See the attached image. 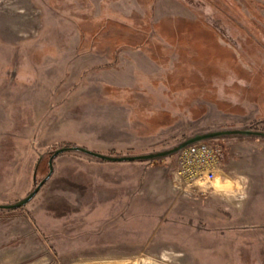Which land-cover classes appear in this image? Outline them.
<instances>
[{
  "label": "rangeland",
  "instance_id": "374dc122",
  "mask_svg": "<svg viewBox=\"0 0 264 264\" xmlns=\"http://www.w3.org/2000/svg\"><path fill=\"white\" fill-rule=\"evenodd\" d=\"M244 129L264 131V0H0V204L63 147ZM215 141L224 177L196 198L146 193L140 161L60 154L0 210V264H264V138ZM175 155L149 162L173 176Z\"/></svg>",
  "mask_w": 264,
  "mask_h": 264
},
{
  "label": "built area",
  "instance_id": "2783aa9c",
  "mask_svg": "<svg viewBox=\"0 0 264 264\" xmlns=\"http://www.w3.org/2000/svg\"><path fill=\"white\" fill-rule=\"evenodd\" d=\"M175 156L172 182L179 196L196 198L215 191L224 173L218 142L195 143Z\"/></svg>",
  "mask_w": 264,
  "mask_h": 264
},
{
  "label": "water",
  "instance_id": "95a60500",
  "mask_svg": "<svg viewBox=\"0 0 264 264\" xmlns=\"http://www.w3.org/2000/svg\"><path fill=\"white\" fill-rule=\"evenodd\" d=\"M233 135L255 136V137L264 138V131H254V130L244 129V130H224V131H212L207 133H200L188 138L184 142L180 143L178 146L171 148L169 150L149 153V154L130 155V156H110L78 146L63 147L55 151L51 156L49 160L50 171L49 174L46 176V178L42 180L26 198L14 204H0V210H16L26 206L29 202H31L35 198V196L39 193L41 188L45 185V183L51 178L54 172V165H53L54 159L57 158L60 154L67 151H79L99 161H105V162H136V161L144 162V161H154V160L171 157L179 153L181 150L185 149L186 147L193 145L195 143L215 140L218 138L233 136Z\"/></svg>",
  "mask_w": 264,
  "mask_h": 264
},
{
  "label": "crops",
  "instance_id": "0c3cea01",
  "mask_svg": "<svg viewBox=\"0 0 264 264\" xmlns=\"http://www.w3.org/2000/svg\"><path fill=\"white\" fill-rule=\"evenodd\" d=\"M101 136H102V133H101ZM107 142L108 141H105L104 143H107ZM127 143H129V142H127ZM260 145H262L264 148V142L259 144V146ZM126 146H129V145L126 144ZM125 149H126V151H128L127 153H123L122 155H115L114 154V155H110V156L141 155V154H144V152H147L146 149H140V150L138 149L137 150L134 147H131V148L127 147ZM116 150H118V149H116ZM102 154H104V153H102ZM106 155H108V154H106ZM104 162L105 161H101V163H104ZM248 162L250 164V163H252V160L249 159ZM143 163H144L143 165H144L145 175H144V177L141 180L140 185H139V187L142 190H144L146 193H153V194L155 193L156 195H159L160 199H162V197H164V195L169 194L171 192V190L174 193V185L172 182L173 176H172L171 171H168L163 167L161 168V166H157L158 164H155L153 162L144 161ZM258 167H264V166L258 165ZM222 177H224L223 174H222ZM104 187L106 188L105 193L108 194V196H107L108 199L113 198V195L112 196H110V195H111V193H113L114 188L107 187L105 185H104ZM160 194H162V195L160 196Z\"/></svg>",
  "mask_w": 264,
  "mask_h": 264
},
{
  "label": "trees",
  "instance_id": "16d2710c",
  "mask_svg": "<svg viewBox=\"0 0 264 264\" xmlns=\"http://www.w3.org/2000/svg\"><path fill=\"white\" fill-rule=\"evenodd\" d=\"M114 154V152L112 151V152H110V155H113ZM56 159V158H55ZM55 159H54V162H55ZM54 162H53V165H54ZM20 209V208H19Z\"/></svg>",
  "mask_w": 264,
  "mask_h": 264
}]
</instances>
